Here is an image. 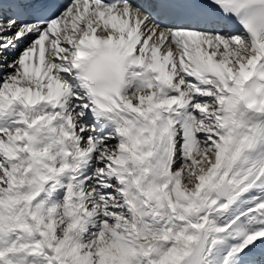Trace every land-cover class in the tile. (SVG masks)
Here are the masks:
<instances>
[{
	"label": "snow or ice",
	"instance_id": "obj_1",
	"mask_svg": "<svg viewBox=\"0 0 264 264\" xmlns=\"http://www.w3.org/2000/svg\"><path fill=\"white\" fill-rule=\"evenodd\" d=\"M0 264H264V0H0Z\"/></svg>",
	"mask_w": 264,
	"mask_h": 264
}]
</instances>
